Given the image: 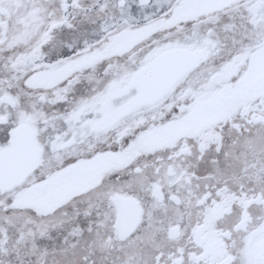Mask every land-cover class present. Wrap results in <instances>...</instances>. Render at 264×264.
<instances>
[{"label":"snow or ice","instance_id":"6c2138e0","mask_svg":"<svg viewBox=\"0 0 264 264\" xmlns=\"http://www.w3.org/2000/svg\"><path fill=\"white\" fill-rule=\"evenodd\" d=\"M0 264H264V0H0Z\"/></svg>","mask_w":264,"mask_h":264}]
</instances>
